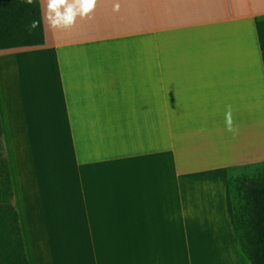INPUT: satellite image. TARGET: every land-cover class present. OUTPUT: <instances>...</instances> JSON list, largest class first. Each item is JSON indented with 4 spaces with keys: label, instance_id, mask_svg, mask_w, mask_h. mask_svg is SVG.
<instances>
[{
    "label": "crops",
    "instance_id": "crops-1",
    "mask_svg": "<svg viewBox=\"0 0 264 264\" xmlns=\"http://www.w3.org/2000/svg\"><path fill=\"white\" fill-rule=\"evenodd\" d=\"M40 1L44 45L0 50L29 264H252L228 190L264 164V0H97L55 30Z\"/></svg>",
    "mask_w": 264,
    "mask_h": 264
},
{
    "label": "trees",
    "instance_id": "trees-1",
    "mask_svg": "<svg viewBox=\"0 0 264 264\" xmlns=\"http://www.w3.org/2000/svg\"><path fill=\"white\" fill-rule=\"evenodd\" d=\"M40 25L30 30L32 20ZM45 30L40 0H0V50L41 46ZM243 204L234 210L228 190V209L242 252L252 264H264V164L257 173L238 178ZM0 264H29L16 207L11 169L0 118Z\"/></svg>",
    "mask_w": 264,
    "mask_h": 264
},
{
    "label": "clouds",
    "instance_id": "clouds-1",
    "mask_svg": "<svg viewBox=\"0 0 264 264\" xmlns=\"http://www.w3.org/2000/svg\"><path fill=\"white\" fill-rule=\"evenodd\" d=\"M28 4H32L33 0H26ZM97 0H47L46 19L51 29H66L72 27L77 16H87L96 6ZM119 5H116L118 10ZM40 25L39 20H32L30 30L36 29ZM225 127L226 130L234 136L238 135V129L234 127L233 108L226 105L225 110ZM200 132H206V126H201Z\"/></svg>",
    "mask_w": 264,
    "mask_h": 264
},
{
    "label": "rangeland",
    "instance_id": "rangeland-1",
    "mask_svg": "<svg viewBox=\"0 0 264 264\" xmlns=\"http://www.w3.org/2000/svg\"><path fill=\"white\" fill-rule=\"evenodd\" d=\"M240 172H237L236 174H234V178L233 181L231 182V201L234 207V210H236L240 204H243V196L242 193H240L237 190V186H238V182L235 180V177L237 176V174H239Z\"/></svg>",
    "mask_w": 264,
    "mask_h": 264
}]
</instances>
